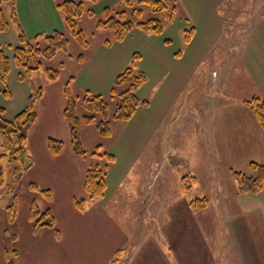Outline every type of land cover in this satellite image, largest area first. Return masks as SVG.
<instances>
[{"label":"rangeland","instance_id":"1","mask_svg":"<svg viewBox=\"0 0 264 264\" xmlns=\"http://www.w3.org/2000/svg\"><path fill=\"white\" fill-rule=\"evenodd\" d=\"M64 1L82 4L77 28L87 41L86 49L75 41L58 8ZM138 1L133 7L122 0L3 3L9 24L6 33L0 32V51L9 61L5 80L0 81L4 119L12 121L33 94L26 75L13 62L14 49L20 46L18 28L27 42L40 49L45 47L46 36L61 32L68 40V50L32 63L40 62L31 81L42 94L33 103L36 120L23 143L25 161L0 162V264H264V192L241 203L228 171L234 168L250 174L245 164L261 155L260 145L254 142L256 149L244 150L231 133V141L224 147L239 152L236 158L226 156L229 162L223 165L203 141L191 146L190 128L181 114L175 126L178 137L165 140L173 130L171 120H166L173 100L174 104L187 102L190 107L211 105L214 113L225 115L228 137V122L240 119L244 101L263 96L241 62V51L237 53L230 39L248 22L252 10H264V0L256 10L254 0H170L167 10L161 12ZM133 10L141 12L135 16L139 23L159 21L161 33L134 27L116 41L113 30L97 28L99 22L116 18L120 12H126L129 19ZM12 14L16 22L11 20ZM222 24L226 28H221ZM191 28L194 37L185 38ZM254 36L257 39H246L247 44L252 40L251 70L264 75V46L259 32ZM79 56L81 61H77ZM192 64H197L195 77L177 93L181 70ZM127 67L145 75V82L134 92L139 100L148 101V106L139 107L128 121L110 119L109 137L100 136L94 126L81 125L78 138L86 157L75 154L63 116L64 87L68 85L79 119L85 115L82 99L93 96L107 103L111 116L118 101L111 90ZM223 68L230 69L225 91L217 82L212 95V79L205 76L211 69L220 72ZM50 71L58 73L56 80L48 78ZM204 80L206 83L199 85ZM125 88H116L117 93ZM192 88L194 97L188 94ZM4 90L9 98L2 94ZM203 121L197 113V123ZM218 132L215 130L216 136ZM50 139L62 144L57 155L48 148ZM96 147L101 148V154L112 155L114 162L92 157ZM94 166L103 170L106 189L102 197L92 199L85 192L84 180L86 171ZM30 183L39 191L48 190L50 200L31 191ZM80 200L82 211L74 204ZM12 201L17 212L10 220L6 208ZM31 209L39 214L50 209L55 227L33 232L27 221Z\"/></svg>","mask_w":264,"mask_h":264},{"label":"trees","instance_id":"2","mask_svg":"<svg viewBox=\"0 0 264 264\" xmlns=\"http://www.w3.org/2000/svg\"><path fill=\"white\" fill-rule=\"evenodd\" d=\"M9 0H0V32L6 33L9 29V24L3 13L2 5ZM94 2L95 0H89ZM128 7H133L136 4V0H122ZM170 0H139V4L148 6L153 12H161L167 10L168 2ZM58 8L63 12L66 25L70 30L73 38L79 44L82 49L88 47L87 41L83 36L81 30L77 28V21L83 14V7L81 3H75L71 1H64ZM173 10L175 8H172ZM139 10H133L130 18L126 12H120L116 18H107L105 21L99 22L97 28L99 29H111L114 32V39L116 41L122 40L125 32L131 31L134 27L143 32H155L161 33V25L157 20H148L146 22H137L136 15H140ZM11 20L16 22L15 15L12 14ZM18 38L20 46L15 47L13 54V62L16 68L22 70L30 83L31 90L33 92L30 96L29 104L18 113L12 121H8L3 118L5 109L0 106V162H7L10 165L17 164L18 162L25 161L23 143L25 142L26 133L29 128L35 123L36 114L33 110L34 100L41 96V88H35L32 81V72L40 68V62L32 63L37 59L50 60L57 52L61 51L66 53L68 50V40L61 32H53L45 37V47L43 49L38 46H33L25 40L22 31L18 28ZM193 28L187 30L188 38L190 34H193ZM37 58V59H36ZM82 56L77 58V61H81ZM9 71V61L0 51V81L5 80V76ZM48 72V70H47ZM58 73L56 71H50L48 78L52 81L56 80ZM22 79V78H21ZM146 78L143 72H137L131 67L125 68L117 77L115 81V87H126L125 90L117 93L116 88H112L111 94L118 97L117 104L115 105L114 112L110 116L107 103L100 96L84 97L81 101L82 109L85 115L81 119L75 113V102L69 92L68 85L64 87L65 107L63 109V116L65 121L70 127L71 143L75 154L86 157V152L82 149L78 131L81 125L94 126L98 134L102 137L110 136V119L114 121H128L139 107H147L148 101L139 100L134 92L135 88L139 87L145 82ZM5 98H9V92L4 90L2 92ZM112 96L111 98H113ZM245 106L252 112L256 121L260 125L264 133V99L254 96L244 101ZM48 148L54 155L59 153L62 148L61 142L57 140H49ZM92 157L97 159L104 158L108 164L114 162V157L107 153L101 154V148L96 147L95 151L91 154ZM27 164H30L29 161ZM30 165L26 168L29 169ZM25 169V168H24ZM250 174H245L230 169V176L236 184V196L244 195H257L264 192V164L250 162L249 163ZM15 175L19 172L17 169L14 171ZM3 182V176L0 170V184ZM28 188L31 191H36L43 194L48 201L50 200V193L48 190H41L33 183H30ZM84 189L90 198H100L103 196L106 189V182L104 178V172L99 166L90 167L86 171L84 180ZM75 207L77 210H84V203L82 200L75 201ZM7 217L13 220L16 216V203L11 202L7 206ZM27 221L31 224L33 232H38L41 228L55 227V219L51 214L50 209L45 210L43 213H35L32 209L29 211ZM58 236V231H55ZM8 264H13L11 261Z\"/></svg>","mask_w":264,"mask_h":264},{"label":"crops","instance_id":"3","mask_svg":"<svg viewBox=\"0 0 264 264\" xmlns=\"http://www.w3.org/2000/svg\"><path fill=\"white\" fill-rule=\"evenodd\" d=\"M260 3H261V0H254L253 8H255L256 10V7H258ZM251 18L248 20V22L245 25L242 26V28H239V32L230 39V42L232 43V45L234 44L233 46L237 47V53L241 51V59H242L241 62L245 63L244 65H246L248 72H250V74L253 75V77L255 78L253 80V84L256 83L258 91L263 95L261 96V98L264 99V75L257 74V73L255 75L254 71L251 70V68H253L252 66L253 60L251 57L249 46L252 44V40H250L248 44L246 43L247 37L249 38L251 36L255 37L254 35H256V33L259 32L260 41L262 43V46H264V10L261 11V8L259 9V7L257 8L256 12L252 10ZM221 28H226V25L222 24ZM193 37H194V34H193ZM245 45H247V48L240 49L239 46L244 47ZM231 62H233L232 59L229 61V63ZM196 65L197 64H192V65H189L188 68H185L182 70L180 69L181 71H183L182 75H179V78H182V84L177 86V93L185 89L186 84H188L189 82H191V80H193V78L195 77ZM176 70H179V69H175V71ZM229 73H230V69L226 70L223 68L220 72L215 71V69H211L206 74L205 78L212 79L210 83L211 85L210 88L212 90L210 93L212 95L214 94V91L217 90V87H218V85L216 86L217 82H219V87L221 84V90L223 92L225 91L224 85L227 84ZM213 74L215 76V79L214 77L211 78L212 77L211 75ZM203 83H206L205 80L204 82L199 83V85H203ZM173 91H174V88H173ZM190 93H191V96L193 95L194 97L195 90H193L192 88V90L188 92V94L190 95ZM210 93L209 92L206 93L207 97L211 96ZM200 100H204V98H200ZM201 106L202 107L200 108L193 104L190 107V105L188 106L187 102L185 104L184 103L182 104L181 102L174 104V100H173L172 102L173 110L170 111L166 119L168 121L171 120L172 125H173V130H172V134L167 135L165 140L175 141L176 137H178V135L175 134L176 132L175 130L177 129V127L175 126L178 124V121L180 120V114H181L182 116L185 117L184 119H186V122L189 125L188 126L190 128L189 131L192 135L190 137V143H191V146H193V148H194V145H196V143H200L203 141L205 143L207 150L208 151L211 150L214 157L216 159H221L224 165L225 162H229V160L226 159V156L236 158L237 157L236 152H239V150L235 151V149L230 148V147H229V150L227 151V149L224 147L225 142L228 141V143H230L231 139L229 135L232 133L235 135V137L238 140L241 141V145L235 142L236 145L241 148L243 147L244 150L250 149L249 151H251V149H256L257 147H259V145L262 148L261 155L259 154L260 156L256 158L257 160L250 159L246 162L245 164L246 169H249L250 162L264 164V162H259V160L264 161V153H263L264 152V133L260 125L256 121L255 117L253 116L252 112L245 105H242L238 113L240 119L238 118V121L233 119V122H228V128H227L229 130L228 137L226 136V133H225L226 123H227V121L224 119L225 115L221 116L220 113L218 114L214 113L213 107H211V105L206 106L205 104H201ZM216 106L217 105H215V107ZM197 113H198V117L202 121L204 119L203 123L201 124L197 123ZM222 113H224V111ZM248 124L253 125V126H248ZM169 128H170V125H169ZM215 130L219 131L218 136L215 135ZM251 142H252V147H251ZM254 142H256L257 147H254ZM216 143H217V146H215ZM222 146L224 148H222ZM217 169L218 168L216 167V170ZM230 169L233 170L234 168H229L228 171ZM235 171L242 172L239 170H235ZM242 173H245V172H242ZM252 198H256V197L254 195H244V196L237 197L238 201H240L243 204L251 201Z\"/></svg>","mask_w":264,"mask_h":264}]
</instances>
